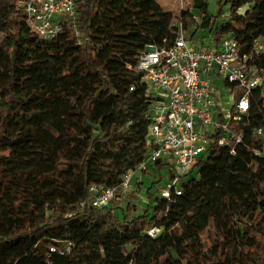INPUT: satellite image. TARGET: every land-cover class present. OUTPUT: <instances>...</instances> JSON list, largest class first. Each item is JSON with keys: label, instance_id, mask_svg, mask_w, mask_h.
<instances>
[{"label": "trees", "instance_id": "obj_1", "mask_svg": "<svg viewBox=\"0 0 264 264\" xmlns=\"http://www.w3.org/2000/svg\"><path fill=\"white\" fill-rule=\"evenodd\" d=\"M193 3L215 39L233 33L246 54L254 40L264 41V0H220L215 18L205 0ZM75 4L78 37L67 19L61 34L43 41L21 12L9 18L0 79V264H264V158L252 152L263 117L256 94L234 128L242 134L235 155L217 148V136L174 203L149 204L147 190L142 215L120 212L115 226L101 229L80 224L91 211L109 209L89 208L90 185L115 187L145 158L148 102L137 58L146 45L172 40L176 18L158 0ZM225 6L229 21L221 24ZM183 17L191 28V15ZM252 60L264 69V53ZM131 145L138 154L127 151ZM151 227L162 228L154 239L143 234ZM53 228L68 251L45 248Z\"/></svg>", "mask_w": 264, "mask_h": 264}, {"label": "built area", "instance_id": "obj_2", "mask_svg": "<svg viewBox=\"0 0 264 264\" xmlns=\"http://www.w3.org/2000/svg\"><path fill=\"white\" fill-rule=\"evenodd\" d=\"M15 10L22 13L29 30L40 40L51 41L61 34L65 19L75 36H79L75 0H19ZM183 12L172 24V40H163L162 45H146L137 58L136 72L141 75L148 102L144 114L148 121L145 158L126 171L115 187L90 185L91 209L108 208L120 199V194L125 196L131 191L132 183L143 184L145 174L150 166L154 171L156 163L164 165L169 181L157 189L153 199L162 200L166 207L174 203L182 193L183 182L196 164L206 158L217 136V148H226L230 155H235L242 134L234 128L247 119L254 94L261 100L263 117L261 126L253 131L260 145L252 152L264 158V69L252 60V54L264 53V41L254 40L249 54L242 52V45L233 33L217 39L209 35L205 38L208 46L203 47L201 42L200 46L192 41L193 33L199 29L193 26H200L204 14L197 16L187 11L194 24L189 37L184 29ZM224 104L229 105L227 109ZM161 232V227H151L143 234L154 239ZM65 248L69 250V246ZM49 251L55 252V248Z\"/></svg>", "mask_w": 264, "mask_h": 264}, {"label": "rangeland", "instance_id": "obj_3", "mask_svg": "<svg viewBox=\"0 0 264 264\" xmlns=\"http://www.w3.org/2000/svg\"><path fill=\"white\" fill-rule=\"evenodd\" d=\"M207 2V11L212 16V18H215L218 16L220 6L219 2L220 0H205ZM19 2V0H0V79H1V72H2V65H3V58H4V50L7 47V36L9 33V18L13 11H15V6ZM194 0H158V3L161 5L164 11L169 12L173 17L178 19L180 11H191L194 15L199 16L201 14L199 9L194 8ZM247 7H243L237 11L238 15H244L246 12ZM229 21V8L228 6L221 8V15L219 16L217 22L224 24ZM194 25V24H193ZM197 26V25H195ZM197 31L193 33L192 41L198 45L201 46L200 42L203 43V47H207L209 42L206 37L209 35L213 36L212 32H210L211 28V22L207 28H201V25L198 27ZM192 28V27H191ZM191 28H186V34L190 37L191 35ZM219 91L222 92V88H217ZM222 98H224V95H222ZM2 99V96L0 94V101ZM224 101V100H222ZM228 104H224V109L228 108ZM128 134V126L122 128L119 131L118 137H124ZM139 145H131L126 146L127 151H130V153L135 152L136 154L139 153L138 150L134 151L135 148H138ZM154 168L153 166H150L149 171L147 174H145L143 180V184H134L132 183L131 191L125 195L122 196V194L119 195L120 199L114 200L111 205L109 206L108 210H102L99 212L91 211L88 215L80 219V224L87 228V229H93V228H106L108 226H115L117 222L119 221V215L121 213H129L131 218L137 217L143 214V212L147 208V190L150 191L151 195L158 194L157 189L163 188L168 180V173L166 169H154V171L151 169ZM119 168L113 167L110 168V174L112 177H117V173L119 172ZM147 178V179H145ZM118 178H116L117 180ZM160 179V180H159ZM153 183V184H152ZM153 202V197L150 198L148 201L149 204ZM149 213H152V210L149 211ZM57 215L53 214L51 216L52 220L55 219ZM160 213L157 214V219L160 218ZM207 232L203 234V237H206ZM262 238L264 239V230L262 233ZM48 239L50 242V245L46 246L45 248L48 250L50 246L56 245V248L63 251L66 247V240L63 235H61V232L58 229H51L49 231Z\"/></svg>", "mask_w": 264, "mask_h": 264}]
</instances>
